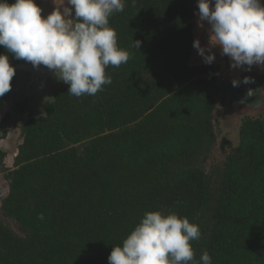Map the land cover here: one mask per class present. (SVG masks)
<instances>
[{"label": "trees", "instance_id": "trees-1", "mask_svg": "<svg viewBox=\"0 0 264 264\" xmlns=\"http://www.w3.org/2000/svg\"><path fill=\"white\" fill-rule=\"evenodd\" d=\"M124 3L110 25L130 58L106 69L110 85L77 98L64 84L40 109L19 104L26 119L14 168L0 150V264H109L148 211L197 224V260L207 251L212 264H264V115L244 117L237 146L217 153L227 85L215 66L191 62L197 0ZM0 54L27 63L3 46ZM245 77L264 89V74L239 85Z\"/></svg>", "mask_w": 264, "mask_h": 264}, {"label": "clouds", "instance_id": "clouds-1", "mask_svg": "<svg viewBox=\"0 0 264 264\" xmlns=\"http://www.w3.org/2000/svg\"><path fill=\"white\" fill-rule=\"evenodd\" d=\"M136 0H132L135 6ZM198 25L208 28L209 43L199 39L193 47L206 64H212L219 47L231 67L264 66V2L262 0H197ZM125 9L124 0H64L47 16L36 0H0V46L17 60L52 70L58 82L69 85L68 94L77 98L94 96L110 85L109 66L128 62L129 52L120 47L110 17ZM140 40L132 47L140 49ZM16 73L7 54H0V97L8 93ZM253 82L245 77L243 83ZM241 83L234 79V87ZM264 89H249L247 97L259 95L253 107L264 105ZM243 103V101H241ZM44 219L41 213L38 217ZM200 228L176 212L148 211L108 256L109 264H212L204 251L197 260L192 241Z\"/></svg>", "mask_w": 264, "mask_h": 264}, {"label": "rangeland", "instance_id": "rangeland-1", "mask_svg": "<svg viewBox=\"0 0 264 264\" xmlns=\"http://www.w3.org/2000/svg\"><path fill=\"white\" fill-rule=\"evenodd\" d=\"M38 1V0H37ZM47 2V3H45ZM43 12L42 15L47 16L50 12H52L56 7L60 8L62 5H64V0H43ZM41 6V5H40ZM197 16V15H196ZM210 26L207 24V22H204V26L200 27L198 25V21L196 23V39H199L201 42L202 46H207L209 43V34H208V28ZM212 52L215 53L216 59L215 61L210 64L215 66L220 75L221 82L227 87H232L233 85H230L229 83L232 82L234 79H240L241 74L243 70H239L240 68L233 69L231 67V61L229 57L227 56H222L220 54V49L219 47L213 48ZM192 64L194 65H209L206 64L203 60V58L198 54V51L194 48V52L192 55L191 59ZM30 62H27L26 64H29ZM243 72H247L249 74H252L254 76H260L264 74V66H253L250 71L244 70ZM20 75V73H19ZM18 76V75H17ZM20 77V76H19ZM14 78H16V74L14 75ZM27 78V77H26ZM21 79V77H20ZM20 80L16 79L15 87L11 93V97L7 105L2 109L0 112V120L2 121L3 118L5 117L6 114L11 112V119L9 122H6L2 128L0 129V150H2L6 155L4 158V167L6 168H14V162L15 158L18 155V147L21 144V139H20V129H21V124L25 121L24 114L22 112H18L16 110V107L22 102L28 101V99L20 98L18 95L12 96V94L19 90L22 91L23 89L22 86L20 87ZM254 84V83H253ZM261 95H264L262 93ZM223 97V94L220 96V99ZM229 96L227 95V99L225 100L224 105L222 104L221 106L219 105V108L217 109L216 112V118L219 120V124H217V135H218V143H217V153H222L225 152V148H220V145L222 143L228 144L225 145L228 149H234V147L237 146L239 143L238 139V129L241 125V121L244 117L246 116H259V115H264V105L258 106V107H253L251 105L246 104L244 101L243 103L237 102L234 103L236 104L233 106L228 98ZM240 97V96H239ZM261 97L259 95L255 96V99L252 100L253 104L260 99ZM40 103L44 102V99L39 100ZM38 101V102H39ZM222 101V99H221ZM240 101V100H239ZM34 102V100L31 98V102ZM19 103V104H18ZM29 103V105H31ZM232 105V106H231ZM31 109V107H30ZM228 113H230L228 115ZM30 114V110L28 109L26 115L28 116ZM232 114V116H231ZM2 177L3 173L0 172V189L2 186ZM3 190V189H2ZM1 191V190H0ZM2 194H6V190L2 192ZM1 193H0V209H1ZM7 225L11 228L12 231L14 232H19L20 229L18 225L12 221L11 219H6ZM12 232V233H14ZM15 234V233H14Z\"/></svg>", "mask_w": 264, "mask_h": 264}, {"label": "water", "instance_id": "water-1", "mask_svg": "<svg viewBox=\"0 0 264 264\" xmlns=\"http://www.w3.org/2000/svg\"><path fill=\"white\" fill-rule=\"evenodd\" d=\"M16 69V75H18V78L20 80V87L22 91H15L12 96L18 95L20 98H26L28 99V102H31V98L34 100V102L30 103L32 106V109L35 111L36 109H40L43 107L44 103H46L47 100H50L53 98L54 93L65 83L58 82L56 76L54 75L52 70H49L45 66L40 67H34L31 63L29 64H22L15 67ZM20 73V75H19ZM27 77V78H26ZM251 89L253 91H256L258 89H263L262 85H256V84H243L238 85L236 87H226L222 89L223 97L221 98V103L224 105L223 102L227 99V95L229 96L230 103L233 105L234 103L244 101L246 104L251 105L253 104V101L255 99V96L247 97L246 93L247 91ZM227 92V93H225ZM240 96V97H238ZM254 98V99H253ZM40 99H44L43 103H40ZM240 100V101H239ZM39 101V102H38ZM231 105V106H232ZM230 113H228L229 115Z\"/></svg>", "mask_w": 264, "mask_h": 264}, {"label": "crops", "instance_id": "crops-1", "mask_svg": "<svg viewBox=\"0 0 264 264\" xmlns=\"http://www.w3.org/2000/svg\"><path fill=\"white\" fill-rule=\"evenodd\" d=\"M36 2H40V5H41L40 7L43 8V5H42L43 4V0H38V1L36 0ZM45 3H47V2H45ZM197 21H198V16H196V23H197ZM239 70H243L244 71V70H246V67L245 68H240ZM243 71H242L241 77L244 76V75L254 76L252 74H249V73L243 72ZM255 77H257V76H255ZM237 80H239V79H237ZM0 123H1V120H0Z\"/></svg>", "mask_w": 264, "mask_h": 264}, {"label": "flooded vegetation", "instance_id": "flooded-vegetation-1", "mask_svg": "<svg viewBox=\"0 0 264 264\" xmlns=\"http://www.w3.org/2000/svg\"><path fill=\"white\" fill-rule=\"evenodd\" d=\"M239 97V96H238ZM24 102H22V103H20V104H23ZM29 103V102H28ZM19 104V103H18ZM236 104H234L233 106H235ZM28 109V108H27ZM16 110L17 111H19L20 110V108H19V105H18V107H16ZM11 113V112H10ZM27 112H25V114H26Z\"/></svg>", "mask_w": 264, "mask_h": 264}]
</instances>
